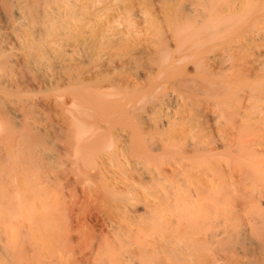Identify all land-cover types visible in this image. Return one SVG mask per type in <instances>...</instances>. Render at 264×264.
I'll list each match as a JSON object with an SVG mask.
<instances>
[{
  "label": "bare ground",
  "instance_id": "bare-ground-1",
  "mask_svg": "<svg viewBox=\"0 0 264 264\" xmlns=\"http://www.w3.org/2000/svg\"><path fill=\"white\" fill-rule=\"evenodd\" d=\"M242 1L0 0V264H264V66L231 43L254 30ZM63 153L72 237L43 258L53 183L32 166Z\"/></svg>",
  "mask_w": 264,
  "mask_h": 264
},
{
  "label": "rangeland",
  "instance_id": "rangeland-1",
  "mask_svg": "<svg viewBox=\"0 0 264 264\" xmlns=\"http://www.w3.org/2000/svg\"><path fill=\"white\" fill-rule=\"evenodd\" d=\"M241 1L242 0H240V2ZM258 1H260V3ZM243 3L244 1L241 2V4ZM253 3L256 5V7L247 18L246 22L250 25L254 24L253 33L240 35L239 37L232 40L231 43H243V50L241 51L244 52V55L242 58L250 62L253 61L252 63L255 65L259 64L260 66H264V0H255ZM247 36L250 37L248 38ZM223 48H227V46L221 45L217 50V53H222L224 56L226 53H224ZM222 55L219 57L222 58ZM187 68L189 71H192L191 64H189ZM1 137L2 136L0 135V140L3 139L4 143L6 141V137ZM3 143L0 142L1 145ZM60 144H62V142H60ZM50 152L51 151L48 153ZM52 160V163L48 165L49 167L45 166L46 168L44 169L43 167H38L37 165L32 166L34 172V185L35 181L40 179L41 176H45L46 179H50V181L53 183L51 199L53 204L52 206L56 210V220L52 222L50 218L46 221L43 220V222H36V232L38 233L36 239H38V242L41 245V257L43 258L45 256H49L52 253L55 245L58 244V241H55V238L57 237V232L61 233L60 228L65 234L63 238L64 240L68 238L66 234L72 237V156L63 153L60 158L58 157ZM43 179L45 178L43 177ZM64 245H66L65 250H72V240L68 241ZM70 252H66V254L68 255ZM70 255L72 256V253Z\"/></svg>",
  "mask_w": 264,
  "mask_h": 264
}]
</instances>
